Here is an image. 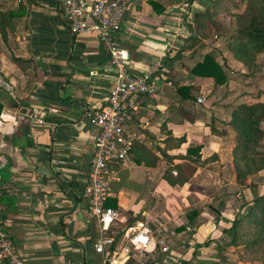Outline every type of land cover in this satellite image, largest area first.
<instances>
[{
    "label": "crops",
    "instance_id": "obj_1",
    "mask_svg": "<svg viewBox=\"0 0 264 264\" xmlns=\"http://www.w3.org/2000/svg\"><path fill=\"white\" fill-rule=\"evenodd\" d=\"M155 1L161 10L147 0H133L117 33L127 70L148 72L158 83L152 95L137 100L125 131L130 143L137 139L158 156L156 147L175 154L199 144L200 159L215 157L196 165L183 183L171 185L161 176L164 159L148 165L126 152L114 164L104 201L118 212L109 231L150 230L145 245L120 253L119 264H220V229L264 193V169L247 176V184H237L228 123L233 97L217 94L224 84L214 86L211 76L190 72L204 53L223 54L220 42L227 34L215 31L212 46L200 54L208 43L200 46L185 37L196 33L194 12L218 21L241 4ZM0 4L15 11L14 29L6 41L0 38V223L26 264H98L101 254L92 247L97 223L81 190L98 130L86 112L104 103L113 79L106 51L93 35L68 29L57 0ZM167 135L171 139L165 143ZM179 135L184 141L171 146ZM189 207L196 211L193 223L185 214Z\"/></svg>",
    "mask_w": 264,
    "mask_h": 264
},
{
    "label": "built area",
    "instance_id": "obj_2",
    "mask_svg": "<svg viewBox=\"0 0 264 264\" xmlns=\"http://www.w3.org/2000/svg\"><path fill=\"white\" fill-rule=\"evenodd\" d=\"M132 1L57 0L68 29L73 33L93 35L108 52L109 70L113 73L104 103L86 112L88 121L96 124L98 130L94 136L87 179L81 195L97 223L92 247L101 254L98 264H119L120 253L126 254L131 247L145 245L150 231L142 226L126 227L114 233L109 231L118 212L104 203L110 193L109 182L115 176L114 164L124 158L130 145L125 126L137 100L142 95H152L158 87L157 79L150 73H131L123 64L127 53L120 47L117 33ZM201 100L202 97H196V101ZM0 264H26L1 223ZM63 264L75 263L65 260Z\"/></svg>",
    "mask_w": 264,
    "mask_h": 264
},
{
    "label": "trees",
    "instance_id": "obj_3",
    "mask_svg": "<svg viewBox=\"0 0 264 264\" xmlns=\"http://www.w3.org/2000/svg\"><path fill=\"white\" fill-rule=\"evenodd\" d=\"M155 8V0H147ZM241 10L233 13L235 27L228 35L225 42L226 49L231 56L238 60L247 68L254 66V56L264 51V0H242ZM161 10L162 6L155 8ZM61 11V10H60ZM207 13L194 12L192 28L197 33L204 29L205 21L210 19ZM15 11L11 8L2 7L0 4V38L6 41L7 33L14 29ZM196 33L185 37L196 40ZM106 51V50H105ZM109 59V54L106 51ZM11 58L17 61V57ZM249 69L248 72L249 73ZM190 72L202 76H211L215 84L223 83L226 75L219 61L211 53H204L199 61L191 67ZM180 88V87H178ZM182 89H188L185 86ZM264 94V89H263ZM264 118V101L240 102L232 107L228 123L235 130V143L231 148L232 165L234 169L235 181L242 182L246 175L253 174L260 169H264V159L257 156L258 140L264 129L260 127L259 121ZM175 146L184 141V135L173 137ZM171 139V135L163 138L166 143ZM159 156L150 148L145 147L137 139L131 141L127 152L132 153L135 162H142L154 165L159 159H164L166 166L161 176L168 184H181L186 181L195 170L196 165L204 164L215 157L212 153L202 159L199 158V144L187 145L184 153H167L164 148L156 147ZM181 158L179 162H172V158ZM174 170V173L171 170ZM244 178V179H243ZM243 184H239L242 186ZM0 192V199H2ZM105 205H108L104 202ZM187 220L193 223L196 216L194 208H187L185 211ZM183 225H179L182 228ZM230 236L231 244L241 243L244 247L260 246V234L264 235V193L256 195L246 206L244 212L235 214L230 223L222 228ZM207 239L203 240L206 243ZM217 246V245H216ZM261 264H264V249L260 257Z\"/></svg>",
    "mask_w": 264,
    "mask_h": 264
},
{
    "label": "rangeland",
    "instance_id": "obj_4",
    "mask_svg": "<svg viewBox=\"0 0 264 264\" xmlns=\"http://www.w3.org/2000/svg\"><path fill=\"white\" fill-rule=\"evenodd\" d=\"M233 1L235 0H230L229 1V6L231 8H234ZM239 3L241 4L240 7L238 8L241 10L243 1L239 0ZM236 11H232L230 15H228L226 18L223 16L221 20H212L208 19L204 23V29L202 31L197 32V40H199L196 44H201L202 43H208L205 46H201L197 53L200 54L202 51L208 49L207 47L212 46V41H213V33L217 31L218 35L221 33L227 34L225 38L222 37L219 38V40L222 39V42H220L221 49L220 51H223V54H216L214 50H212V54L220 55L217 56L218 60L220 61V65L222 66V69L226 75V79L223 82V86L219 88L217 91V94L219 95H229L232 96L233 99L230 101V105L232 107L236 106L238 103L242 102V99H251V101H260V97L264 100V94H263V89H264V51L257 53L254 58V66H252L250 69L249 67L247 68L243 64H239L236 62H232L231 60L233 57L229 53V51L226 49L225 42L228 39V35L233 31L235 27V22H234V16L233 13ZM208 22H211L208 24ZM217 35V36H218ZM205 41H203V40ZM215 49V48H213ZM227 60L231 63L229 66L227 64ZM232 63H234L232 65ZM244 68L243 72L239 70L240 67ZM248 69L250 70L249 73ZM213 81V80H212ZM229 83V84H227ZM222 84V83H220ZM213 85L215 83L213 82ZM247 87H249L250 90H246ZM212 91V90H211ZM248 101V100H247ZM210 103H206L205 105H208ZM259 125L261 128L264 129V118L259 121ZM230 135L232 136V139L234 140L233 142L235 143V130L233 127H231L230 130ZM257 156L261 157L264 159V131L261 134V137L258 140V145H257ZM259 171V170H258ZM258 171L253 172V174H256ZM251 174L246 175L244 178L249 176ZM243 178V179H244ZM210 183V182H209ZM237 184H247L245 179L242 182H239ZM246 209V208H245ZM243 210V212L245 211ZM220 244H217L216 248L217 251L219 252L218 260L217 262H220V264H261L260 262V257L262 254V250L264 249V235L260 234V246L258 247H244L241 243H236V244H231L230 242V236L226 231H223L222 228L220 229V236H219Z\"/></svg>",
    "mask_w": 264,
    "mask_h": 264
}]
</instances>
